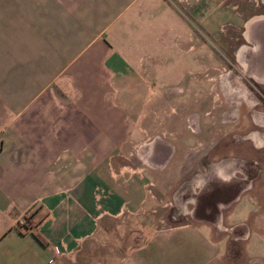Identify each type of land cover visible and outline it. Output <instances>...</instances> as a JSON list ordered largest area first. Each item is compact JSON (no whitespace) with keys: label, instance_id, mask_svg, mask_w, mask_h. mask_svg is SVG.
Here are the masks:
<instances>
[{"label":"crops","instance_id":"0c3cea01","mask_svg":"<svg viewBox=\"0 0 264 264\" xmlns=\"http://www.w3.org/2000/svg\"><path fill=\"white\" fill-rule=\"evenodd\" d=\"M197 1L0 0V264L78 261L103 216L139 209L148 199L143 186L120 178L135 172L133 164L113 161L116 152L129 144L142 149L144 176L142 168L152 167L155 175L169 162L161 157L165 131L150 124L166 92L149 79L145 64L136 65L145 40L134 38L131 19L157 25L172 18L175 24L156 37L176 42L201 37L191 29L196 21L208 37L223 24L240 26L245 41L234 57L242 74L234 76L264 84V11L245 17L238 6L220 7L215 14L224 13V20L214 28L212 20L198 17L205 7ZM174 95L180 99L181 90ZM210 138L205 131L194 143L202 145L199 156L190 148L184 159L200 166L198 177H207L202 181L232 179V162L207 158ZM252 139L264 147L262 129L252 130ZM21 216L29 224L19 225ZM163 230L169 236L178 231L179 238L189 233L192 238L176 247L188 258L201 252L202 264H214L228 249L226 237H217L208 222Z\"/></svg>","mask_w":264,"mask_h":264},{"label":"rangeland","instance_id":"374dc122","mask_svg":"<svg viewBox=\"0 0 264 264\" xmlns=\"http://www.w3.org/2000/svg\"><path fill=\"white\" fill-rule=\"evenodd\" d=\"M197 5L205 7L198 17L212 20L214 28L224 20V13L215 14L220 7L238 6L245 17L264 11L258 0H198ZM129 22L134 38L145 40L136 65L142 68L145 64L144 68L150 69L149 79L166 92L157 104L158 116L154 114L155 119L149 121L154 130L165 131L161 157L169 162L156 169L159 174L155 175L152 167L142 168L144 176L140 170L145 157L142 149L129 144L116 152L113 161L121 166L133 164L135 172L128 176L125 171L120 178L143 186L148 199L139 209L103 216L79 255V263L72 264H202L201 252H189L192 258H188L176 247L180 240L192 238L189 233L179 238L178 231L169 236L163 230L190 222L214 224L215 235L226 237L228 249L214 264H264V147L252 139V130L264 131V84L246 75L234 76L242 74L234 57L235 47L245 41L242 28L223 24L216 37H208L196 21L191 29L201 37L194 40L187 36L176 42L156 37L175 24L172 18L168 22L160 18L157 25L135 18ZM185 43H195V47L183 50ZM178 82L184 83L182 89ZM175 90H181L180 99ZM190 131L196 132V137L190 138ZM205 131L212 144L207 158L216 161L224 157L225 162H232L229 173L236 172L232 179L202 181L206 176L198 177L200 166L189 167L184 159L190 148L192 156H199L202 145L194 143ZM236 161L242 166L234 164ZM238 221L242 222L233 224Z\"/></svg>","mask_w":264,"mask_h":264},{"label":"built area","instance_id":"2783aa9c","mask_svg":"<svg viewBox=\"0 0 264 264\" xmlns=\"http://www.w3.org/2000/svg\"><path fill=\"white\" fill-rule=\"evenodd\" d=\"M18 224L19 225H27L29 224L28 218L26 216H21L20 218H18Z\"/></svg>","mask_w":264,"mask_h":264}]
</instances>
